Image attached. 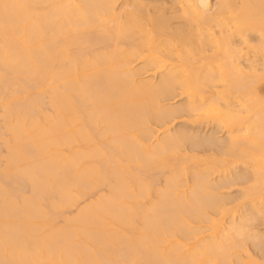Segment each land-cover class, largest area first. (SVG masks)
Masks as SVG:
<instances>
[{"label": "bare ground", "instance_id": "6f19581e", "mask_svg": "<svg viewBox=\"0 0 264 264\" xmlns=\"http://www.w3.org/2000/svg\"><path fill=\"white\" fill-rule=\"evenodd\" d=\"M0 144V264H264V0H0Z\"/></svg>", "mask_w": 264, "mask_h": 264}, {"label": "rangeland", "instance_id": "374dc122", "mask_svg": "<svg viewBox=\"0 0 264 264\" xmlns=\"http://www.w3.org/2000/svg\"><path fill=\"white\" fill-rule=\"evenodd\" d=\"M0 145H1V147H0V148H1V149H0V154H1V153L3 154V153L5 152V151H4V150H5V149H4L5 147H2V146H3L2 144H0ZM2 149H3V150H2ZM261 151H262V150H261ZM260 156H261V155H260ZM261 157H262V156H261ZM263 157H264V155H263ZM261 167H262L263 170H264V163L261 165ZM27 190H28V191H26V189H25V193H29V191H30L29 188H28ZM70 211H71V210L66 211V212H68L69 215L72 216L73 214H71V213L74 212V209L72 210L71 213H70ZM68 213L66 214L67 216H69ZM62 220H63V219H62ZM59 222H61V220H59ZM59 222H58V223H59ZM62 222H63V221H62ZM59 224H62V223H59Z\"/></svg>", "mask_w": 264, "mask_h": 264}]
</instances>
